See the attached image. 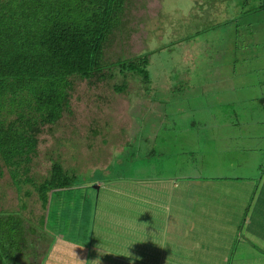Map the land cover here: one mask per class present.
<instances>
[{
    "label": "rangeland",
    "instance_id": "rangeland-1",
    "mask_svg": "<svg viewBox=\"0 0 264 264\" xmlns=\"http://www.w3.org/2000/svg\"><path fill=\"white\" fill-rule=\"evenodd\" d=\"M163 6L166 8L164 0H128L122 14L123 22L113 32L105 46L104 61L109 67H113L120 60H130L147 54L150 61L147 67L150 82L144 85V82L138 81L137 78L127 79L129 81L128 93L125 91L118 92L116 86L121 85L125 78L120 68L112 69L109 72L113 75L112 78L110 77L106 81L96 85L89 83L87 80L76 79L71 99L72 113L65 112L63 118L58 123L43 128V132L38 137L37 155L30 163L31 171L29 176L39 183L49 177L54 161L61 162L68 170L79 171L77 174H80L83 179L101 180V183L98 185L96 183L93 184L97 192L92 191L90 193L98 201L92 225L94 226V232H98L96 236H98L97 245L101 249L99 252L105 256L96 259L94 264H118L117 254L118 252H123L121 246L123 244V237L132 236L135 231H145V227L149 230L155 228L151 223H154L155 219L157 220L163 216L161 203L165 204L171 200L169 191L171 186L162 183L161 189V184L157 183V175H169L162 168L161 164H157L156 168L155 163L158 159L150 151L156 150L157 146L153 140L146 139V136L152 132L158 140H166L165 135L167 134L169 125L170 127L173 126V141L176 138L177 129L172 121L178 117H180L181 121L187 120L189 117L195 118L202 111V108L197 106L198 103L194 108H189L190 103H192L190 99L196 97L200 92L196 87L189 89V86L193 82L187 73L186 64H188V61L170 62V64L163 63L165 58L169 57L168 59H171L172 55H175L176 60L182 59L186 53V46L177 50L180 47L172 44V46L165 48V50H158L156 52L154 48L158 45L159 39L154 35L148 38L147 34H143L142 36L140 34L141 23L146 24V27H154L152 33L159 30L156 23L161 18H156L155 14L161 11ZM167 18L168 16L165 15V19ZM248 18L242 19L244 35L238 39L237 45L248 47L250 42L254 48L247 51L248 53L255 54V57L252 60L253 63L249 61L243 63L241 73L246 78L262 81L264 80V36L259 34L260 36L250 37L253 28ZM120 20L121 18L115 24H119ZM172 24L178 26L175 22H172ZM256 26L259 27L257 24ZM172 34L173 32L161 35V42L164 46L172 43L169 38ZM209 35L211 38L217 36L216 34ZM203 42H205L204 38L198 37L194 39L196 47L203 44ZM257 45L260 46L257 47ZM256 53L259 55H256ZM158 58L162 61L161 66L156 71L155 63H160ZM182 72L184 73V77L180 81L178 77ZM163 75L166 77L164 81L161 80ZM196 78L199 77L195 74ZM164 88L167 89V94L165 95L171 97L166 100L173 102L180 99L181 108L183 109L179 114L170 112L159 114L156 117L154 114L152 115L153 112L150 111L149 107L152 105V100ZM149 116H151V120H148ZM246 144L248 143L245 140ZM135 150H138L141 160L138 163L131 164L125 162L128 153ZM169 150L171 151V148ZM171 155V153L168 154V156ZM97 169L102 171L96 172L95 170ZM202 172L219 179L251 180L247 177L246 169L236 172L231 170L230 176L229 170L224 168L210 167L202 170ZM22 180L24 181L25 178L23 177ZM145 181H148V189H141L140 184ZM221 185L224 186L225 184ZM261 188L256 197L259 208L264 201L261 196ZM20 189L13 182L4 163L0 161V211L17 212L23 206L22 210H24L27 218L34 225L38 226L41 217L46 213L41 209V202L38 200L37 193L29 183L21 184ZM32 191V196L28 197L27 193ZM66 198L64 204L66 210L64 209V212L58 213L55 217L57 223L60 225L73 223L72 220L68 222L67 217L69 215L78 216L79 206L77 201L75 200L71 204L68 196ZM156 203L158 204V209ZM250 205V202L247 203L248 211L250 210ZM235 209L236 207L234 209L233 207L229 208L232 212ZM238 209L240 212L245 211L243 207H239ZM262 209L263 207L258 209V216L263 213ZM212 213L214 214V212ZM195 220L198 222L188 227L193 241H196L199 235H201L198 232L195 233V231L213 229V221H217V218H214L211 223L208 219L200 218L199 216H196ZM52 221L53 219L51 218V220L43 222L45 227L48 225L47 231L44 227L46 236L52 243L55 241L50 254L45 253L46 258H43V249L47 243H50H46L44 239H40V233L37 231L32 236L34 247L29 249L26 255L27 260L24 259L23 263H83V253L86 254L90 246L87 245V247L78 237H74V239L60 237L67 236L68 233L64 230L65 228L61 229L59 227V229L57 226H54ZM145 222H147V225H145ZM162 229H165V227ZM128 231L132 232L127 233ZM156 233H159V230H156ZM55 235L60 236L56 237ZM171 235L162 231L158 239L153 241L158 246L152 245L150 252L146 253L150 260H156L160 263L165 261L166 255L169 256L170 254L169 249L171 247L170 245L167 246L166 241ZM138 236L136 235L134 239H137ZM89 239L88 236L85 238L86 241H89ZM158 249L162 250L161 254L158 252ZM244 252L245 248H243L242 242H240L236 247L231 263L241 264L242 261V264H247L246 258L240 256ZM56 254L57 258L54 257ZM204 254V251H197L195 255H200L201 257L194 259V261L192 257L187 259L181 258L180 260H171L169 258L166 263L203 264L206 260L203 258ZM223 258L221 261L225 263L227 260L225 253L223 254Z\"/></svg>",
    "mask_w": 264,
    "mask_h": 264
},
{
    "label": "crops",
    "instance_id": "crops-1",
    "mask_svg": "<svg viewBox=\"0 0 264 264\" xmlns=\"http://www.w3.org/2000/svg\"><path fill=\"white\" fill-rule=\"evenodd\" d=\"M164 1L166 8L163 6L155 14L156 18H161L156 23L159 30L152 33L154 27H146V24L141 23L140 34H147L148 38L154 35L159 39L154 48L156 51L165 50L172 44L180 47L177 50L186 46L182 59L176 60L175 55H172L171 59L167 57L164 61H188L187 73L193 82L189 89L196 87L200 92L190 99L192 103L189 108H194L198 103L202 111L198 117L183 121L178 117L172 121L177 129L173 141V126L169 125L166 140H158L152 132L146 136L157 146L156 150L150 151L158 159L156 168L157 164H161L169 175H157V183L161 184V189L162 183L171 186V200L161 203L163 216L151 223L155 228L149 230L145 222V231H135L134 235L123 237V252L117 254L118 264H168L169 258L180 260L190 257L194 261L201 257L195 255L197 251L205 252L203 264H232L240 242L245 248L240 256L246 258L247 264H264V201L260 205V208L263 207L260 216L256 202L261 185L264 199V80L242 75L243 63H253L255 54L247 50H252L254 46L250 42L248 47L237 45L238 39L244 35L242 19L245 17H249L253 28L250 37L259 34L264 36V8H260L262 0ZM165 15L170 19H165ZM172 32L169 37L172 43L164 46L161 35ZM209 34L217 36L211 38ZM198 37L204 38L205 42L196 47L194 39ZM195 74L199 78L195 79ZM183 77L182 72L178 79L181 81ZM161 78L166 80L164 75ZM165 94L166 88L152 101L156 113L152 115L157 117L170 112L179 114L183 109L180 99L168 102L166 99L171 97ZM191 119L197 127H193L189 121ZM148 120H151V116ZM245 140L248 143L246 145ZM169 153L172 155L168 156ZM210 167L227 169L229 176L231 170L236 172L246 169L247 177L251 180L219 179L202 172ZM223 183L224 186L221 185ZM140 188L148 189V181L140 184ZM156 206L158 209L157 203ZM231 207L236 209L232 212L229 210ZM239 207L245 211L240 212ZM196 216L206 218L210 223L214 218L217 221H213V229L195 231L201 235L193 241L188 227L198 222ZM162 231L172 235L166 241L167 246H171L170 254L160 263L150 260L146 253L150 252L152 245L158 246L153 241L158 239ZM136 235L139 236L134 239ZM158 252L161 254L162 250L158 249ZM224 253L227 259L225 263L221 261ZM101 255L88 248L82 259L94 264L96 259L105 256Z\"/></svg>",
    "mask_w": 264,
    "mask_h": 264
},
{
    "label": "trees",
    "instance_id": "trees-1",
    "mask_svg": "<svg viewBox=\"0 0 264 264\" xmlns=\"http://www.w3.org/2000/svg\"><path fill=\"white\" fill-rule=\"evenodd\" d=\"M127 2L0 0V161L19 189L24 183L34 188L46 213L36 226L27 218L23 206L17 212L0 211V264H24L29 249L34 247L32 236L37 231L40 239L50 243L43 249L45 259V253L50 254L55 242L46 236L48 225L43 224L51 218L54 226L65 228L68 233L60 237H78L95 254L101 255L98 232H94L92 225L98 201L90 193L97 192L93 184L98 185L101 180L83 179L77 174L79 171L68 170L61 162L54 161L49 177L39 183L29 176L30 163L37 155L38 137L43 128L58 123L65 112L72 113L76 79L96 85L112 78L109 73L112 69L120 68L125 78L116 86L118 92L128 93L127 79L137 78L144 85L150 82L147 54L120 60L113 67L104 61L105 44L122 24ZM260 8L263 10L264 0ZM120 18L119 24H115ZM159 61L155 63L156 71L161 66L162 60ZM163 63L170 62L163 60ZM149 109L154 113L152 105ZM189 121L194 124L193 119ZM140 160L135 150L128 153L125 162ZM32 194L33 191L28 192L27 196ZM67 196L71 204L77 201L78 216L69 215L67 220L73 223L60 225L55 217L66 210ZM87 236L89 241L85 240Z\"/></svg>",
    "mask_w": 264,
    "mask_h": 264
},
{
    "label": "clouds",
    "instance_id": "clouds-1",
    "mask_svg": "<svg viewBox=\"0 0 264 264\" xmlns=\"http://www.w3.org/2000/svg\"><path fill=\"white\" fill-rule=\"evenodd\" d=\"M108 40H109V38H108ZM107 42H108V41H107ZM107 42H106V43H107ZM105 46H106V44H105Z\"/></svg>",
    "mask_w": 264,
    "mask_h": 264
}]
</instances>
